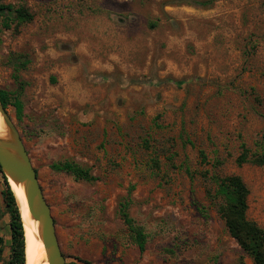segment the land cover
<instances>
[{
  "label": "rangeland",
  "instance_id": "rangeland-1",
  "mask_svg": "<svg viewBox=\"0 0 264 264\" xmlns=\"http://www.w3.org/2000/svg\"><path fill=\"white\" fill-rule=\"evenodd\" d=\"M0 4L32 14L8 28L0 16V89L22 104L19 120L6 111L65 264H254L208 192L211 175L240 176L247 216L264 230V167L236 163L264 132V0ZM58 161L96 179L53 171ZM126 199L143 251L118 213ZM4 229L0 220V264Z\"/></svg>",
  "mask_w": 264,
  "mask_h": 264
},
{
  "label": "trees",
  "instance_id": "trees-1",
  "mask_svg": "<svg viewBox=\"0 0 264 264\" xmlns=\"http://www.w3.org/2000/svg\"><path fill=\"white\" fill-rule=\"evenodd\" d=\"M0 16L2 25L8 28L12 21L26 23L32 20V14L23 6H11L0 4ZM0 103L6 109L11 105L16 112L18 120L22 116V104L16 97H12L7 92L0 89ZM256 150L251 151L244 143L240 145V154L236 158L238 165L251 163L264 167V132L256 143ZM200 160L206 161L203 151L199 152ZM216 163H219L216 161ZM50 168L56 172L71 175L75 180L90 182L96 179L88 168L82 167L72 161L53 162ZM1 173V170H0ZM4 187L1 190V199L5 207V213L9 216V235L8 245L9 257L6 264H25L24 253V232L20 218L18 206L11 191L6 177L2 174ZM209 180L214 184V194L208 192V196L216 201V211L224 222L228 234L235 239L241 250L248 255L254 264H264V230L247 216L249 190L238 175L218 176L211 175ZM129 200L126 199L119 204L118 213L123 222L129 228L134 243L139 251H143L146 236L141 228L134 225L129 216ZM3 239L0 237V258L3 252Z\"/></svg>",
  "mask_w": 264,
  "mask_h": 264
},
{
  "label": "water",
  "instance_id": "water-1",
  "mask_svg": "<svg viewBox=\"0 0 264 264\" xmlns=\"http://www.w3.org/2000/svg\"><path fill=\"white\" fill-rule=\"evenodd\" d=\"M0 114L8 128V138L0 139V170L6 177L7 183L8 178H10L16 185H22L30 218L37 221L39 225L47 264H65V258L57 239L51 208L43 194L37 172L16 125L1 103Z\"/></svg>",
  "mask_w": 264,
  "mask_h": 264
},
{
  "label": "bare ground",
  "instance_id": "bare-ground-1",
  "mask_svg": "<svg viewBox=\"0 0 264 264\" xmlns=\"http://www.w3.org/2000/svg\"><path fill=\"white\" fill-rule=\"evenodd\" d=\"M8 138V128L0 114V139ZM8 183L15 196L21 215L24 232L25 264H47L45 252L40 238L38 222L31 219L28 213L22 185H16L10 178Z\"/></svg>",
  "mask_w": 264,
  "mask_h": 264
},
{
  "label": "crops",
  "instance_id": "crops-1",
  "mask_svg": "<svg viewBox=\"0 0 264 264\" xmlns=\"http://www.w3.org/2000/svg\"><path fill=\"white\" fill-rule=\"evenodd\" d=\"M2 189H3V187H2L1 182H0V211L2 212L0 220H3V225H5V229H4L5 230L4 234L6 236L5 241L9 245V242H10L9 227H8L9 216L7 213H5V207H4V204H3L2 199H1V190Z\"/></svg>",
  "mask_w": 264,
  "mask_h": 264
}]
</instances>
